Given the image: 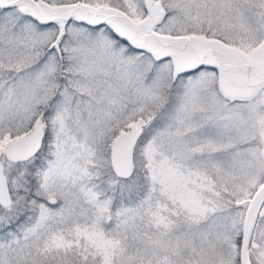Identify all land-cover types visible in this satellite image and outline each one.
<instances>
[{"label":"snow or ice","instance_id":"6c2138e0","mask_svg":"<svg viewBox=\"0 0 264 264\" xmlns=\"http://www.w3.org/2000/svg\"><path fill=\"white\" fill-rule=\"evenodd\" d=\"M0 264H264V0H0Z\"/></svg>","mask_w":264,"mask_h":264}]
</instances>
